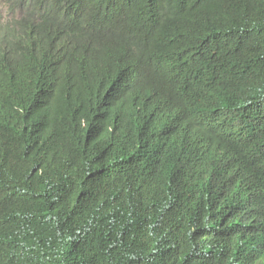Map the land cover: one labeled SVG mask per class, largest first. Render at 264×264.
<instances>
[{
    "label": "trees",
    "instance_id": "trees-1",
    "mask_svg": "<svg viewBox=\"0 0 264 264\" xmlns=\"http://www.w3.org/2000/svg\"><path fill=\"white\" fill-rule=\"evenodd\" d=\"M0 7V264H264V0ZM45 60L59 82L21 63ZM101 73L130 75L139 120L160 107L144 139L77 119L74 77ZM204 110L246 119L255 167L194 128L215 130Z\"/></svg>",
    "mask_w": 264,
    "mask_h": 264
},
{
    "label": "clouds",
    "instance_id": "clouds-1",
    "mask_svg": "<svg viewBox=\"0 0 264 264\" xmlns=\"http://www.w3.org/2000/svg\"><path fill=\"white\" fill-rule=\"evenodd\" d=\"M0 8V21L4 23L6 19L3 16V8ZM21 63L23 66H26V68L34 71L51 74L52 77L49 79H53L55 81L58 80V82L66 72V70L58 62L54 61L45 60L44 65L37 69L31 66L30 61ZM91 80L93 81V87L90 85ZM133 84V79L127 73L117 75H113L111 73H101L92 76L76 75L73 80V100L77 119L83 125L88 122L102 124L110 132L115 133L120 138L129 142H138L144 139L158 122L161 116V111L158 105L141 106L143 114L139 120V108L137 104L135 105V92ZM86 95H97L101 100L118 99L117 108H115V111L118 114L114 117L110 114V118H108L105 112L101 109L91 111L85 110L80 106L78 99ZM195 111L200 112L201 109L196 106ZM204 112L209 113L215 121V130L212 132L206 131L203 127L199 126L191 116L188 115L194 128L201 134L209 137L214 143L229 141L237 148H240L246 160L253 165L247 158L249 153L245 148L246 143L244 131L246 127V119L234 111L204 110ZM259 220L260 217L257 216V218H254V216H252L243 220V223L249 225H259ZM204 228H206L209 232H212L213 230L211 226L207 225H204Z\"/></svg>",
    "mask_w": 264,
    "mask_h": 264
},
{
    "label": "rangeland",
    "instance_id": "rangeland-1",
    "mask_svg": "<svg viewBox=\"0 0 264 264\" xmlns=\"http://www.w3.org/2000/svg\"><path fill=\"white\" fill-rule=\"evenodd\" d=\"M0 10H1V8H0ZM2 11H3V9H2ZM2 18V17H1ZM128 129V128H127Z\"/></svg>",
    "mask_w": 264,
    "mask_h": 264
}]
</instances>
